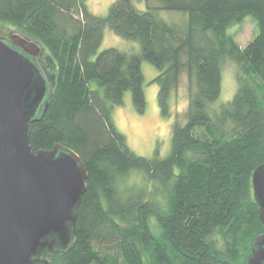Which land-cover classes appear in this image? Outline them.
<instances>
[{
  "label": "trees",
  "instance_id": "1",
  "mask_svg": "<svg viewBox=\"0 0 264 264\" xmlns=\"http://www.w3.org/2000/svg\"><path fill=\"white\" fill-rule=\"evenodd\" d=\"M133 1L116 0L102 17L82 0H0V23L32 37L55 65L52 97L30 122L32 149L71 148L87 171L74 240L52 264H246L264 232L249 180L264 163V0H156L186 14L182 27ZM244 15L256 19L259 35L241 49L226 28ZM105 26L137 41L140 52L99 51ZM224 59L240 65L238 87L211 115ZM142 60L159 71L164 114L179 76L191 82L188 121L175 129L166 159L135 156L110 119L109 103L127 90L143 111ZM201 127L206 133L196 135ZM133 169L155 183V201L118 191L116 179ZM162 187L164 209L156 199Z\"/></svg>",
  "mask_w": 264,
  "mask_h": 264
},
{
  "label": "water",
  "instance_id": "2",
  "mask_svg": "<svg viewBox=\"0 0 264 264\" xmlns=\"http://www.w3.org/2000/svg\"><path fill=\"white\" fill-rule=\"evenodd\" d=\"M18 39L23 51L0 38V264H34L45 248H69L87 178L73 149L30 145V122L48 101L47 79L28 54L44 50ZM251 190L264 225V163L252 170ZM246 264H264V232Z\"/></svg>",
  "mask_w": 264,
  "mask_h": 264
},
{
  "label": "rangeland",
  "instance_id": "3",
  "mask_svg": "<svg viewBox=\"0 0 264 264\" xmlns=\"http://www.w3.org/2000/svg\"><path fill=\"white\" fill-rule=\"evenodd\" d=\"M116 0H82L87 12L98 16H106L110 5ZM133 4L140 10L152 9L157 16L165 22L183 26L186 21V14L179 11L161 9L156 0H134ZM226 33L239 48H245L254 38L259 35L258 22L252 15H244L240 20L233 21L226 28ZM0 35L9 37L18 36L30 41H34L29 35L0 23ZM9 35V36H8ZM108 47H114L128 54L140 52V45L137 41L129 40L115 33L105 26L103 38L99 51ZM43 66L49 74L54 75V83L48 81L46 101L52 97L53 86L56 81L55 65L48 55L43 52ZM141 71L143 74V93L145 105L142 112H139L132 101V94L129 90L123 92L120 102L109 103L110 119L114 128L121 133L126 142V146L135 156L145 158L166 159L172 151L173 134L176 128L183 127L188 121L189 109V90L191 82L186 73L179 76L177 86L172 88L167 97V112H161L157 101L158 85L154 79L158 75V70L149 62L141 61ZM240 65L231 59H224L221 63V83L220 92L217 98L207 104V111L212 115L222 104L230 101L238 87V73ZM47 78V77H46ZM49 79V78H47ZM50 80V79H49ZM96 88L93 83L91 85ZM48 106V104H47ZM46 106V107H47ZM196 135L206 133L204 128H196ZM190 154L186 153L185 158L189 159ZM174 172L179 173V168L175 166ZM145 172L136 169L116 179V186L122 196L134 194L140 191L144 202L149 199V193L155 183L151 182ZM173 180V179H171ZM251 181V175H249ZM169 181L167 184L170 188ZM167 188V187H165ZM167 192L163 187L156 194L157 201H161V209L165 208ZM155 201L154 199H149ZM153 213V212H152ZM150 221L155 222L156 217L150 215ZM250 255V254H249ZM248 258V257H247ZM247 261V260H246ZM117 264H123L122 259L118 258Z\"/></svg>",
  "mask_w": 264,
  "mask_h": 264
},
{
  "label": "flooded vegetation",
  "instance_id": "4",
  "mask_svg": "<svg viewBox=\"0 0 264 264\" xmlns=\"http://www.w3.org/2000/svg\"><path fill=\"white\" fill-rule=\"evenodd\" d=\"M9 36V35H8ZM0 38L3 39L5 42L9 43L10 45L14 46L15 48L23 51L22 49V45H19V41L20 39H18L19 37L18 36H13V35H10L9 37H2L0 35ZM25 46V45H24ZM30 56V58L33 60V62L35 63V65L39 68V70L41 71V73L43 74V76L46 78H49L47 79V83L48 81L52 82V85L54 83V75L52 74H49L48 72L49 71H46L44 69V66H43V52H41L40 54H36L34 56L28 54ZM58 254L56 251H49L47 250L46 248L43 250L42 254L39 256V258H37L35 261H34V264H52V257L54 255Z\"/></svg>",
  "mask_w": 264,
  "mask_h": 264
}]
</instances>
